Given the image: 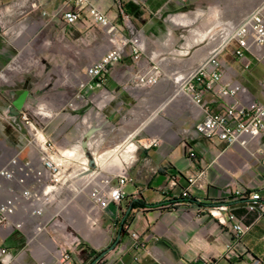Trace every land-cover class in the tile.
I'll use <instances>...</instances> for the list:
<instances>
[{"label":"crops","instance_id":"0c3cea01","mask_svg":"<svg viewBox=\"0 0 264 264\" xmlns=\"http://www.w3.org/2000/svg\"><path fill=\"white\" fill-rule=\"evenodd\" d=\"M74 1L0 0L5 18V30H0V170L17 152L21 161L39 166L38 151L26 144L28 134L21 121V115L34 107L38 93L24 89L23 74L34 71L36 78L40 73L38 59L42 58L50 70L80 75L85 84L86 68L112 47L109 36L99 26L82 22L63 27L51 19L58 7H70ZM86 1L114 23L118 21L119 7L128 13L141 33L144 51L136 62L127 54L111 66L102 88L80 90V81L73 83V97L81 91L84 100L76 102L74 110L57 113L50 109L47 118L41 119L43 134L58 148L79 146L78 155L95 156V161L88 159L89 172L81 173L80 166H74L78 175L58 196L64 192L80 195L86 189L89 192L85 186L92 172L99 173V181L124 168L132 181L124 186L120 205L105 211L112 219L117 210L121 221L126 207L135 200L162 204L188 191L192 199L210 205L228 198L227 186L250 191L264 189V154H256L257 149H264V134L247 148L200 138L194 126L204 114L183 93H177L172 81L174 76L197 70L209 57L215 47L209 40L211 33L227 24H240L250 12L264 5V0H121V6L113 0ZM102 33L109 44L107 49L103 48ZM33 44L37 45L36 51ZM218 60L223 81L237 82L247 89L248 94L239 96V101L245 105L264 102L260 88L264 64L251 62L249 69L244 70L241 61L229 52L222 53ZM151 65L159 67L160 81L150 88L133 87L131 80ZM21 97L19 114L8 118V108ZM204 101L212 112H221L232 102L218 100L211 94H204ZM91 129L94 133L85 152L82 141ZM129 139L137 144L131 159L130 154L119 152ZM151 139H157L158 145L144 147ZM190 151L196 154V161L188 157ZM190 178L193 182L189 184ZM29 185L30 182L21 186L1 181L0 203L11 197L23 206L20 193ZM76 188L80 190L77 192ZM226 201L236 220L248 228L235 255L226 256L229 228L220 226L206 209L198 212L196 205L185 202L169 210H162L166 207L162 206L131 211L126 220L129 231L121 234L116 251L107 256L104 264H249L252 260L264 264V216L248 212L243 201ZM18 216L26 220H18ZM19 221L23 223L21 231L13 226L0 228V247L12 253L13 264H44L47 258L42 245L31 239L34 220L21 210L12 223ZM129 232L139 235L141 249L131 248ZM92 243L96 252L110 245L109 241ZM241 252L245 256H238ZM55 257L47 264H55ZM81 262L73 258L74 264Z\"/></svg>","mask_w":264,"mask_h":264},{"label":"built area","instance_id":"2783aa9c","mask_svg":"<svg viewBox=\"0 0 264 264\" xmlns=\"http://www.w3.org/2000/svg\"><path fill=\"white\" fill-rule=\"evenodd\" d=\"M113 1L121 6V0ZM50 17L63 27L89 22L101 27L109 36L111 49L86 68V82L79 85L80 90L104 87L111 66L120 63L127 54L134 62L139 60L143 54L144 44L141 40V33L133 24L129 14L121 7H119L116 23L86 0H75L70 7L62 5ZM209 40L215 43V47L202 65L188 74L174 76L172 81L177 86V93H183L198 105L204 114L203 120L194 126V132L200 138L208 142H222L227 146L240 145L247 148L264 134V102L245 105L239 101V96L247 95L248 91L240 83L223 81L222 68L218 58L222 53L229 52L234 59L241 61V67L244 70L249 69L251 62L264 64V5L250 12L240 24H227L214 31L209 35ZM0 78H3V74H0ZM160 79L159 67L151 65L145 72L136 75L131 80V84L135 88H150L155 86ZM260 88L264 91V82L260 83ZM204 94H211L218 100L230 99L232 102L223 111L212 112L208 103L204 101ZM74 100L67 104L66 109L74 110L76 102L84 100L83 93L77 92ZM43 110L44 108H40L33 114L34 119L26 113L21 115V121L28 134L26 144L38 151L39 166H34L30 161H21L20 152H17L0 170V188L1 181L16 182L21 186H26L30 182V185L24 187L20 193L23 206H20L11 197L0 203V228L13 226L16 231L23 230V223H12V219L19 211L26 210L28 216L34 220L31 239L47 232V226L51 219L47 222H41L39 219L44 215L48 205L57 198L63 187L69 186L73 177L78 175L73 171L74 166L79 165L81 173L89 172L88 159L95 161L93 153L88 156L83 154V157L78 155L79 146L60 149L48 139L43 134L42 126L38 121L39 117L45 116L41 112ZM158 143L157 139H151L144 147L151 148ZM129 148L132 151L127 152ZM136 150L137 144L133 139H129L119 148V152L130 154L129 159ZM256 154H264V149H257ZM188 157L193 161L197 160L196 154L192 151L188 153ZM98 175L99 173L92 172V178L85 186V188H90L88 198L95 215L105 212L111 207L119 206L123 200L124 186L132 181L124 168L99 181L96 180ZM113 180L115 183H112ZM192 182L193 178L188 179L189 184ZM8 191L12 192V188L9 187ZM225 191L228 198L223 200L231 198L243 200L248 212H254L259 217L264 216V189L250 191L243 187L227 186ZM186 193L188 191H184L181 195L186 197ZM207 213L220 226L229 228L230 241L226 245V256L235 255L236 247L240 244L248 228L236 220L233 212L225 204L211 207ZM95 218L94 216L90 219L92 225L96 222ZM129 235L131 248L141 249L143 244L139 235L135 232H129ZM58 252L54 259L55 264H72L69 253ZM120 252L122 251L120 250ZM237 254L245 256L243 252ZM106 258L107 256L102 260L97 258L92 264H104ZM13 262L12 253L7 248L0 247V264H13ZM250 264L260 263L252 260Z\"/></svg>","mask_w":264,"mask_h":264},{"label":"rangeland","instance_id":"374dc122","mask_svg":"<svg viewBox=\"0 0 264 264\" xmlns=\"http://www.w3.org/2000/svg\"><path fill=\"white\" fill-rule=\"evenodd\" d=\"M170 18L173 19L174 17L171 16ZM1 29L5 30V18L0 8V30ZM102 35L104 39L103 48L107 49L109 44L106 43L105 34L102 33ZM30 46L31 45H29V47ZM36 46V44L32 45L35 51ZM42 49L47 50L46 47H43ZM39 50H41V48H39ZM38 62L40 73L36 78L32 75L34 71H29L28 73L23 74V77L26 80L24 89L33 91L36 94L38 93L37 99H34V107L32 106V108L26 111V114L33 119L34 112H37L40 108H44L41 112L44 113L45 116H48V110L50 109L56 110L57 113L64 111L68 102L74 98L73 95L75 90L72 87L73 83L80 81L81 84L80 75L61 74V70L59 69L54 72L48 67L46 59L39 58ZM27 66L28 65L26 64L24 65V67ZM262 82H264V76H262L260 80V83ZM33 108L35 110L32 113L31 109ZM45 116L39 117L40 120L38 121L40 126L43 125L41 119L47 118ZM76 189L77 192L80 190L79 188ZM209 209L210 208L206 209V212ZM94 216L96 217V222L92 225L90 219ZM21 219L26 220L22 216H18V220ZM50 219L51 221L47 226V232L36 237L34 240V242H39L40 245H42L41 249L45 251V257L47 259H44V264L49 263L50 258H54V256L59 253L58 251L69 253L72 258V264H74L73 258H75L77 262L84 260L78 264H85L88 259H90V251L92 250L91 244H93L92 241H95L96 243L109 241L110 245L105 248V250L99 251L98 253L100 254L108 250L116 241V246L111 250L113 252L117 249L121 234H124L129 230L127 224L121 226L120 216L117 217V210L112 219L109 218L105 212H100L95 215L89 202L88 189L84 190L80 195L64 192L55 198V200L48 205L44 215L39 221L47 222ZM29 224L31 227V223H28V225ZM32 225L34 224L32 223ZM120 228L123 229L122 232L120 231ZM118 233L119 235L117 236ZM27 249H29V247ZM109 252L102 257L99 255L97 258L102 260L109 255Z\"/></svg>","mask_w":264,"mask_h":264},{"label":"trees","instance_id":"16d2710c","mask_svg":"<svg viewBox=\"0 0 264 264\" xmlns=\"http://www.w3.org/2000/svg\"><path fill=\"white\" fill-rule=\"evenodd\" d=\"M228 200H233V198L228 199ZM240 201H243V200H240ZM185 202H189L190 204L196 205V209L197 210H203V208L204 209H208V208H211V207H214V206H218V205H221V204H225L227 206L229 205L226 200H217V201L213 202L210 205H205V204H202L199 201H196L195 199H192L189 196L188 193H186V197H183L182 195H180V198L174 199L172 201H169V202H166V203H162V204L148 205V204H145L141 200H137V201L135 200V201H132L126 207V213L123 214L122 219L120 221L121 222V226L127 224L126 220H127L128 216L130 215L131 211H133L135 209H142V208H145V207H150V208L160 207L161 208L162 206H166V207H163L164 209H173V207L179 205V203H185ZM243 202L245 203V201H243ZM164 209H162V210H164ZM120 231L122 232L123 229L120 228ZM99 255H100V253L91 250L90 251V256H89L90 259H88V261L85 264H92Z\"/></svg>","mask_w":264,"mask_h":264},{"label":"water","instance_id":"95a60500","mask_svg":"<svg viewBox=\"0 0 264 264\" xmlns=\"http://www.w3.org/2000/svg\"><path fill=\"white\" fill-rule=\"evenodd\" d=\"M24 97V96H23ZM23 97H21L17 102H14L9 108H8V112H7V117L8 118H15L18 114H19V111L21 109V102H22V99ZM94 133V130L91 129L89 130L85 136H84V139L82 141V149L86 152L87 150V141L88 139L92 136V134ZM92 162V160H91ZM117 242L115 241L113 243V245L106 251L102 252L100 254V257L104 256L107 252L111 251L115 246H116Z\"/></svg>","mask_w":264,"mask_h":264},{"label":"bare ground","instance_id":"6f19581e","mask_svg":"<svg viewBox=\"0 0 264 264\" xmlns=\"http://www.w3.org/2000/svg\"><path fill=\"white\" fill-rule=\"evenodd\" d=\"M130 151H132L131 148H129V149L127 150V152H130Z\"/></svg>","mask_w":264,"mask_h":264}]
</instances>
